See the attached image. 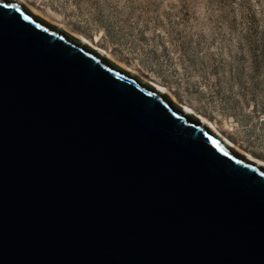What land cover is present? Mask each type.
Returning <instances> with one entry per match:
<instances>
[{"label":"water","instance_id":"95a60500","mask_svg":"<svg viewBox=\"0 0 264 264\" xmlns=\"http://www.w3.org/2000/svg\"><path fill=\"white\" fill-rule=\"evenodd\" d=\"M0 264H264V166L0 0Z\"/></svg>","mask_w":264,"mask_h":264},{"label":"rangeland","instance_id":"374dc122","mask_svg":"<svg viewBox=\"0 0 264 264\" xmlns=\"http://www.w3.org/2000/svg\"><path fill=\"white\" fill-rule=\"evenodd\" d=\"M16 1L78 40L98 36L106 59L264 166V0Z\"/></svg>","mask_w":264,"mask_h":264},{"label":"bare ground","instance_id":"6f19581e","mask_svg":"<svg viewBox=\"0 0 264 264\" xmlns=\"http://www.w3.org/2000/svg\"><path fill=\"white\" fill-rule=\"evenodd\" d=\"M37 12V11H35ZM83 43H85L87 46L91 47L93 50H96L98 52H100L101 54L104 55V57H110V55H108L107 52H105L104 50H102L101 48L97 47V43L99 42V37L98 36H95L93 41H89L87 38H84V37H80L79 38ZM153 84V83H152ZM153 88H155L156 90L164 93V94H167L168 91H166V89L163 87V86H160V85H153ZM181 108L184 110V112L186 113H189V114H194V112L192 111L191 108H189L188 106H185V105H181ZM199 120L201 122H203L204 124H206V126L215 134V135H218L220 139H222L223 142H225L229 147H233L234 148V145L230 142V140H228L226 137H222L220 135V133L217 131V128L213 125V123H211V121L209 122L207 119H205L203 116H199L198 117ZM238 150V149H237ZM250 159H253L252 157H250ZM255 160V159H254ZM260 162V160H258V163ZM263 162V161H262ZM261 162V163H262ZM263 165V164H262Z\"/></svg>","mask_w":264,"mask_h":264}]
</instances>
